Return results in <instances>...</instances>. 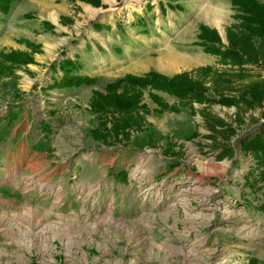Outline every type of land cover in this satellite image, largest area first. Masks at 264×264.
Instances as JSON below:
<instances>
[{"label":"rangeland","instance_id":"rangeland-1","mask_svg":"<svg viewBox=\"0 0 264 264\" xmlns=\"http://www.w3.org/2000/svg\"><path fill=\"white\" fill-rule=\"evenodd\" d=\"M15 1L11 18V8L0 13V51H25L33 62L0 75V264L263 262L264 176L238 139L264 121V101L159 113L145 91L148 114L129 140L105 145L90 134L98 121L92 92L126 74L227 69L196 43L200 24L227 43L226 29L239 22L230 0H43L57 8L55 20L36 2ZM209 8L221 10L220 23L203 18ZM169 51L194 61L172 62ZM64 59L95 82L51 86ZM249 68L264 79V64ZM202 111L235 134L211 140Z\"/></svg>","mask_w":264,"mask_h":264},{"label":"trees","instance_id":"trees-1","mask_svg":"<svg viewBox=\"0 0 264 264\" xmlns=\"http://www.w3.org/2000/svg\"><path fill=\"white\" fill-rule=\"evenodd\" d=\"M74 1V0H72ZM93 6H99V0H80ZM12 0H0V13L6 14ZM236 10L234 15L238 23L229 26L225 31L226 44L222 42L218 31L207 25L198 26L197 45L203 52L215 56L228 65L227 69L213 68L210 65L197 67L193 73L182 71L167 76L150 70L142 75L126 74L108 83L104 91L92 92L88 105L98 117L96 126L90 130L92 138L105 145L115 144L121 140H129V129L139 128L148 114L146 105L142 102L143 93L147 91L149 98L157 104L155 112L165 110L177 112L179 108H189L193 112L194 103H218L223 106H235L237 109L248 110L260 106L264 101V79L255 78L250 66L264 64V2L258 0H230ZM34 47V46H33ZM37 48H35L36 51ZM33 58L25 51H0V75L10 73L15 67L32 63ZM62 76L55 79L51 86L59 88L90 85L94 78L86 75L73 74L77 68L74 62L64 59L60 64ZM235 82L237 84L235 85ZM212 89L215 97L208 98L207 92ZM155 92H163L176 97L178 104L165 103ZM208 135L215 140L218 135L225 138L235 134L231 125L222 119L202 111ZM238 116V115H237ZM238 147L243 155H251L264 176V121L256 132L238 139ZM230 152L228 148L221 149L217 157L222 158ZM124 181L126 173L115 175ZM264 183V179H263ZM260 209L264 213V203ZM247 264H264L256 259H249Z\"/></svg>","mask_w":264,"mask_h":264},{"label":"bare ground","instance_id":"bare-ground-1","mask_svg":"<svg viewBox=\"0 0 264 264\" xmlns=\"http://www.w3.org/2000/svg\"><path fill=\"white\" fill-rule=\"evenodd\" d=\"M205 7V6H204ZM212 8V7H211ZM213 9V8H212ZM217 9V8H216ZM203 10V9H202ZM214 10H215V7H214ZM218 10V9H217ZM216 10V11H217ZM220 10V9H219ZM218 10V11H219ZM216 11H212L209 9L204 10L202 16L203 18H205L206 21L208 22H211L212 24L213 23H218L222 16H221V12H216ZM221 11V10H220ZM202 12V11H201ZM200 14V13H199ZM220 23V22H219ZM180 55V56H178ZM168 57V59H170L172 62L175 61V62H181L183 64H186V63H189L192 61H194L193 59H190L187 55L185 54H179V53H176V52H172V51H169L167 55H165ZM197 56V55H196ZM167 59V58H166ZM196 60V59H195ZM197 61V60H196ZM190 64V63H189Z\"/></svg>","mask_w":264,"mask_h":264},{"label":"crops","instance_id":"crops-1","mask_svg":"<svg viewBox=\"0 0 264 264\" xmlns=\"http://www.w3.org/2000/svg\"><path fill=\"white\" fill-rule=\"evenodd\" d=\"M16 1H18V0H16ZM15 1V2H16ZM26 2H36L37 4H39V12L42 14V16H43V12L44 13H47L48 15H51V19H53V20H55L54 18H55V11H56V7L53 5V4H44L43 5V0H25ZM48 1V0H47ZM49 1H51V0H49ZM47 3H49V2H47ZM11 8V7H10ZM86 9H88L89 10V8H87V7H85ZM11 10H12V8L10 9V12H9V14H8V18L7 19H9V18H11V16H12V14H11ZM90 11V10H89ZM10 14H11V16H10ZM18 18H16V20H17ZM20 20V19H19ZM10 21H11V19H10ZM55 22V21H54ZM39 24H42L41 22H39L38 23V25ZM12 26V25H11ZM16 31H14V33H15ZM0 33H2V31H1V29H0ZM74 39H77V37L76 38H74ZM55 76H52L51 77V81H52V78H54ZM116 170V169H115Z\"/></svg>","mask_w":264,"mask_h":264}]
</instances>
